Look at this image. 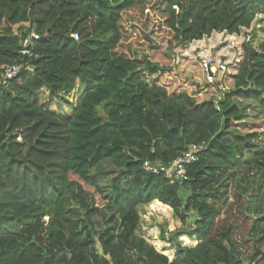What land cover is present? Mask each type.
<instances>
[{
    "label": "trees",
    "instance_id": "trees-1",
    "mask_svg": "<svg viewBox=\"0 0 264 264\" xmlns=\"http://www.w3.org/2000/svg\"><path fill=\"white\" fill-rule=\"evenodd\" d=\"M149 9L168 45L229 40L225 59L202 56L200 92L169 93L154 81L168 68L150 57L154 32H140L129 16L148 18ZM259 15L264 0H0V264H252L255 255L264 264V227L252 225L262 246L243 259L231 227L215 231L218 210L208 199L239 162L264 179V141L238 127L251 121L248 101L264 113V45L247 39ZM87 17L91 29L82 26ZM32 30L38 38L24 54ZM141 37L144 51L133 44ZM4 64L25 67L4 80ZM207 90V99L195 97ZM191 143L203 148L186 180L145 169L146 161L169 164ZM111 162L123 185L108 194L99 178ZM72 194L87 201L80 212ZM146 204L171 207L188 224L168 241L172 260L136 232ZM178 234L197 242L181 245Z\"/></svg>",
    "mask_w": 264,
    "mask_h": 264
},
{
    "label": "rangeland",
    "instance_id": "rangeland-1",
    "mask_svg": "<svg viewBox=\"0 0 264 264\" xmlns=\"http://www.w3.org/2000/svg\"><path fill=\"white\" fill-rule=\"evenodd\" d=\"M148 13L150 14L148 18L145 15L129 14V16L135 19L134 22H136L140 32L151 33V35L154 32L152 35L154 45L150 48L153 50H148L151 52L150 57L153 61H157L160 65L168 68L162 74L157 75L154 81L165 86L169 93L181 91H186L187 93L200 92L201 89L197 90L195 85H199L203 81L199 68L202 56L214 55L221 60L225 59L224 54L226 53L229 40L224 39L225 36L213 34L200 41H193L185 47L177 44L168 45L163 40L164 31H154L156 15L150 9ZM258 19L249 41L256 49H261V46L264 45V17L259 15ZM82 24L85 29H91L93 19L90 17L84 18ZM242 32H244V29L241 34H243ZM248 32L246 31L245 35ZM238 37V41H241L240 35ZM133 44H136L140 51L148 49L142 42V37L137 38ZM224 79L228 81V85L231 87L232 81L226 77ZM210 94H212V91L207 90L195 97L198 100H203L207 99ZM247 103L250 105L247 107V111L251 121L239 124L238 127L241 131H248V129L258 131L264 141V113L258 111L253 101H248ZM261 121L263 123L259 124ZM103 167L105 172L99 179L104 191L112 194L118 184L123 185V181L118 178V165L111 162L105 163ZM225 173L214 185L217 189V195L215 197L209 195L208 197L211 204L218 210L213 226L215 231L230 226L232 238L238 245L241 257L249 259L253 256L255 244H262L260 240L259 242L256 241L254 236L259 237V234H252L251 228L256 223L258 226L264 227V179L260 180V171L252 166L247 167L245 161L234 164ZM237 192H240V194ZM69 202L75 203L79 212L87 206V201L83 202V204L74 194L70 197ZM138 210L140 221L136 230L137 234L143 236L149 243L154 245L155 249L160 253L166 250L169 253L166 254L169 260L174 259L176 254L172 244L168 241L177 230L186 229L188 224L183 225L173 215L171 207L164 210L159 206L146 204L140 206ZM77 213L75 210L72 217H76ZM43 220L47 223L49 216H45ZM162 235L165 238H162ZM176 238L181 245L193 246L197 242L196 239L194 243L186 244L182 241L180 234L176 235ZM162 254L165 255L164 253ZM257 257L255 255L252 261L255 262ZM252 261L251 263L253 264Z\"/></svg>",
    "mask_w": 264,
    "mask_h": 264
},
{
    "label": "built area",
    "instance_id": "built-area-1",
    "mask_svg": "<svg viewBox=\"0 0 264 264\" xmlns=\"http://www.w3.org/2000/svg\"><path fill=\"white\" fill-rule=\"evenodd\" d=\"M73 38L78 39V34L73 33L71 35ZM38 35L37 33L32 30L29 35L22 41V53L24 54H30V50L28 49V46L33 42L34 39H37ZM249 39V37H247ZM23 64H4L2 65V75L4 80L10 79L14 76H17L22 69H24ZM202 67L207 72V81L209 83L214 82V73L216 71V68L211 65V58L207 57L202 60ZM219 68L223 71L225 70V65L220 64ZM221 87V86H220ZM202 145L191 143L188 145L185 153L182 156H179L175 159H173L169 164H162V163H152L149 161H146L144 163V167L147 171L153 172V173H160L162 172L168 179H176L178 181H184L187 179L186 177V166L198 159V155L202 150ZM255 264V262H253Z\"/></svg>",
    "mask_w": 264,
    "mask_h": 264
},
{
    "label": "clouds",
    "instance_id": "clouds-1",
    "mask_svg": "<svg viewBox=\"0 0 264 264\" xmlns=\"http://www.w3.org/2000/svg\"><path fill=\"white\" fill-rule=\"evenodd\" d=\"M249 40V39H248Z\"/></svg>",
    "mask_w": 264,
    "mask_h": 264
}]
</instances>
